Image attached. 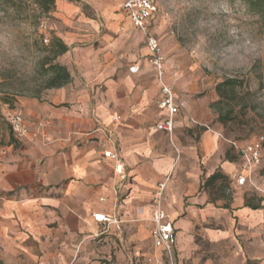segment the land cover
<instances>
[{"label":"crops","instance_id":"crops-1","mask_svg":"<svg viewBox=\"0 0 264 264\" xmlns=\"http://www.w3.org/2000/svg\"><path fill=\"white\" fill-rule=\"evenodd\" d=\"M157 80L159 85L132 81L121 90L109 84L99 96L73 89L70 81L55 88L54 100L16 103L25 120L40 126L23 159L0 160V244L12 237L31 261L74 264L82 253L106 250V234L113 232L124 233L136 249L151 239L148 264H264V183L254 171L253 185L236 183L248 170L216 132L202 129L210 119L207 105L184 100L183 107L173 90L181 107L171 132L159 130L168 111L159 108L163 79ZM102 129L113 135L123 175L103 157L114 149ZM214 173L223 178L203 186ZM162 182L161 206L175 235L171 259L151 236L152 200ZM13 191L15 196H1ZM247 199L259 208L247 206Z\"/></svg>","mask_w":264,"mask_h":264},{"label":"rangeland","instance_id":"rangeland-1","mask_svg":"<svg viewBox=\"0 0 264 264\" xmlns=\"http://www.w3.org/2000/svg\"><path fill=\"white\" fill-rule=\"evenodd\" d=\"M122 1L55 0L52 12L40 14L34 0H0L1 161L23 159L29 138L40 126L26 116L29 135L21 141L16 139L3 116L7 107L23 114L22 107L16 105L19 100L43 103L56 97L55 89H44L47 65L42 68L51 58L48 47L53 36L69 45L54 62L70 72L73 89H89L91 96H97L102 86L109 84L118 85V90L132 81L159 85L144 36L121 10ZM155 3L148 26L159 43L163 82L172 87L183 107L184 100L207 105L208 129H202L216 132L226 151L233 152L229 141L244 145L263 138L260 164L254 172L264 183V18L243 0ZM135 67L140 71L132 72ZM226 79L239 84L234 95L221 97L215 87ZM14 98L11 106L3 102ZM16 192L1 196H15ZM106 235V250L100 246L94 253H82V259L74 264H148L151 239L147 244L139 241L136 249L124 233ZM15 241L13 244L12 237L3 238L0 264H40L20 253Z\"/></svg>","mask_w":264,"mask_h":264},{"label":"built area","instance_id":"built-area-1","mask_svg":"<svg viewBox=\"0 0 264 264\" xmlns=\"http://www.w3.org/2000/svg\"><path fill=\"white\" fill-rule=\"evenodd\" d=\"M121 10L131 22L133 27L137 29L144 36L146 47L151 56L150 62L156 71L157 78L161 81L164 76L163 59L160 55V48L157 39L149 31L148 23L156 11L155 0H123L120 5ZM44 25L42 24L41 27ZM47 40L44 39V42ZM161 83V93L163 100L159 103L160 109H166L168 111V119L160 121L157 125L159 130L171 132L172 130V118L177 114L179 107L174 98L173 89L167 84ZM4 119L10 126L14 137L18 140L26 139L28 133V122L23 117L22 113L13 109H6ZM118 121V117L113 119ZM208 129L207 125H201ZM102 132L107 138L109 144L113 147V151H106L103 153L105 159H109L115 163V172L119 175H123L121 170L120 160L116 152V143L113 139L111 132L103 130ZM263 138L256 139L250 143L240 145L235 141H229V144L240 155L244 167L248 170L246 176H238L236 183L243 185L244 183H250L253 185V171L260 164L261 160V147ZM165 188V182L158 185L157 192L152 200V221L154 223V229L152 231V239L155 248L161 249L168 259L172 258L173 247L175 245V235L169 216L164 212L161 206L162 193ZM96 220L100 222L110 223L112 219L104 216H96ZM155 264H165L164 261H156Z\"/></svg>","mask_w":264,"mask_h":264},{"label":"trees","instance_id":"trees-1","mask_svg":"<svg viewBox=\"0 0 264 264\" xmlns=\"http://www.w3.org/2000/svg\"><path fill=\"white\" fill-rule=\"evenodd\" d=\"M245 4L257 15L264 18V0H243ZM34 4L38 8L40 14H48L54 10L55 0H34ZM49 50L51 58L49 61H45L42 63V68L47 65L44 70V89H55L63 87L71 81V76L69 71L65 66H62L56 62H54L55 58L65 54L68 51L67 46L63 43V41L53 36L51 42L49 44ZM238 82L235 79H226L220 83H218L215 87L216 92L221 97H229L230 95L235 94V89L238 86ZM35 98H38L35 97ZM15 98L8 101L3 99L5 104L11 106ZM9 108V107H7ZM10 109V108H9ZM219 121H222L220 117H218ZM223 178L219 173H214L211 175L204 183L203 186L207 187L212 184V182L216 179ZM11 193V192H9ZM246 205L252 209L259 208V204H254L251 202V199H247Z\"/></svg>","mask_w":264,"mask_h":264}]
</instances>
